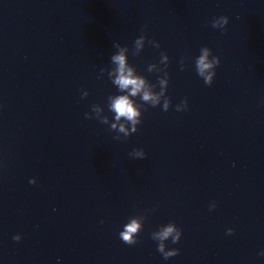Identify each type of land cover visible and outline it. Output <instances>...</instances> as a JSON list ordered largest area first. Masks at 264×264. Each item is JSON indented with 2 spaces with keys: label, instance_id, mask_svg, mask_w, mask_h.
<instances>
[{
  "label": "clouds",
  "instance_id": "clouds-1",
  "mask_svg": "<svg viewBox=\"0 0 264 264\" xmlns=\"http://www.w3.org/2000/svg\"><path fill=\"white\" fill-rule=\"evenodd\" d=\"M211 27L215 29H220L222 32L227 31L226 26L229 24V17L227 15H221L214 17L210 21ZM146 26L140 29L141 34L135 39L131 54L133 56H139L142 50L145 48V44L153 46L154 48H160L159 41L151 39L146 34ZM113 47L117 51L111 56L112 67L110 69L101 68L100 73L103 75L107 72V77L111 83L117 88L120 94L108 96L107 108L110 112L114 113L115 123H111L109 126V131L115 133H122L123 139L129 138L131 135L138 131V125L142 123V111H146V105L151 107H157L161 105L162 110L167 112L172 106V100L166 95L168 85H169V74L167 72V67L169 64V56L166 52L162 51L160 53L159 64L164 65L163 69H156V63H151L148 65V71L157 73H163V75L158 77L159 91H156V84H152L143 75L137 74V70L134 66L129 63L128 54L129 48L127 46H122L118 41L113 43ZM185 58H182L181 70H184ZM195 70L199 77H201L207 86L213 84L214 77L216 75V68L220 65L221 60L218 55H214L211 48L208 46H202L200 48L199 55L195 58ZM89 95L87 91L82 92V98ZM136 98H139L142 103H137ZM176 111H187L188 110V100L183 99L179 104L175 106ZM102 109L98 105L94 104L91 108V113L86 112V119H97L100 123L104 125H109V117L107 115L100 116ZM92 113L96 115L93 116ZM123 121V123H121ZM115 140H121L120 135L114 136ZM134 159H145L146 152L143 149H133L128 154ZM29 183L33 184L32 180ZM216 207L215 202L210 204L209 210H214ZM103 223V221H101ZM142 231V225L136 220L131 219V221L124 225L123 230L119 232V237L123 243L127 245H135L138 243V235ZM234 229H227V235H232ZM152 239L154 241H159L157 251L163 256L165 260L179 255L180 250L178 248L166 250L163 241L168 240L171 237V242L177 244L180 242L182 236V229L178 228L175 223L170 222L166 227H164L159 232H153ZM15 241L21 239L20 235L13 237ZM264 255V252L261 253Z\"/></svg>",
  "mask_w": 264,
  "mask_h": 264
}]
</instances>
